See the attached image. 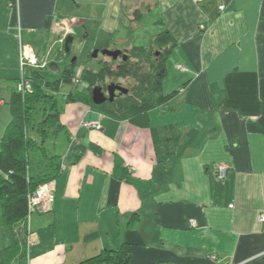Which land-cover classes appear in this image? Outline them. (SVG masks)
<instances>
[{"label": "crops", "instance_id": "obj_1", "mask_svg": "<svg viewBox=\"0 0 264 264\" xmlns=\"http://www.w3.org/2000/svg\"><path fill=\"white\" fill-rule=\"evenodd\" d=\"M58 1L17 0L12 27L10 0H0V138L12 87L32 68L20 63V41L44 66L43 33L55 29L62 46L73 32L71 12L54 17ZM88 19L100 48L147 47L169 31L176 45L162 89L178 93L145 127L66 103L63 129L46 144L61 166L53 209L11 226L0 209V249L26 247L29 264H79L119 247L131 264H264V0H102ZM99 115L101 129L83 126ZM151 128L178 136L175 153L156 154ZM222 163L231 166L225 180L213 172Z\"/></svg>", "mask_w": 264, "mask_h": 264}, {"label": "trees", "instance_id": "obj_2", "mask_svg": "<svg viewBox=\"0 0 264 264\" xmlns=\"http://www.w3.org/2000/svg\"><path fill=\"white\" fill-rule=\"evenodd\" d=\"M10 10V25L18 27L17 0H10ZM52 17L48 16L46 20L47 28L50 27ZM175 45L173 35L164 31L157 35L149 46L131 48V55L122 51L127 53V58L122 62L112 61L116 64L114 68L109 63L100 65L98 70L84 66L79 75L76 71L77 60H73L71 52L60 49L56 60L63 62V69L58 78L52 81L46 79L41 72L42 68H49L46 64L32 67L28 74H24L31 84V89L26 93L18 89L20 78L17 80L11 92V120L0 138V209L5 226L28 218V195L40 184L55 180L61 167L57 162L58 156L50 153L46 144L50 137L63 129L60 121L63 110L59 109L56 98L62 87L66 84L73 86V89L65 94L66 103L81 102L114 118L128 119L143 127L150 126L148 112L178 93L173 91L165 94L162 89L166 60ZM133 53L144 54L146 60H139L138 56H132ZM133 57L136 62L132 60ZM78 77L80 81L75 83L74 79ZM108 77L133 79L137 85L127 93H117L111 101L96 105L92 100V90L97 81H104ZM81 82L85 83L84 89L77 87ZM41 103L44 110L42 119L33 124ZM30 127L33 130L31 133ZM151 129L156 154L169 156L175 153L178 136H167L162 131ZM31 159L34 161L33 165ZM131 259V252L119 247L104 249L81 260L79 264H131ZM19 263L29 264L26 247L12 243L0 249V264Z\"/></svg>", "mask_w": 264, "mask_h": 264}, {"label": "rangeland", "instance_id": "obj_3", "mask_svg": "<svg viewBox=\"0 0 264 264\" xmlns=\"http://www.w3.org/2000/svg\"><path fill=\"white\" fill-rule=\"evenodd\" d=\"M101 5H102V0H94L93 3L91 2V0H59L58 1L57 12L54 16V17L59 19L58 22L63 20L64 16L69 17L70 12L72 13L71 14L72 19L77 18V21L70 22L71 23L70 26H72V31H73L72 34H70V35H73V37H74V40L71 43V53L70 54H71L72 58L73 57L77 58V66H76L77 73L80 72L84 66L88 67L89 69L98 70L101 67L100 65L109 63V64H111V67L114 68L116 66V64H114V62H112V61L122 62L124 59L123 55H126L127 53L129 55H131V53H132L131 52L132 50L130 49V50L126 51L127 53L124 52L116 60H113L112 57L103 55L101 53V50L103 48H100L101 47L100 41L102 38H100V36H99L98 28L96 29V27H98L99 24L97 23V20H95V19H93V20L88 19V23H87V17H89V15L92 13V11L100 10ZM71 18H68V19L72 20ZM77 24H79V26ZM43 34L45 36V40H46L45 42H47V45H46V49H47L46 58L47 59H46V61L48 62L52 58L57 59L56 54H57L58 50L60 49L59 47L61 45L55 44V41H56L55 29L54 30L51 29V32L48 31V32H44ZM24 37H26V39H27L25 41H28L29 38H27L26 35ZM32 45H33L34 49H36V47L39 45V43L35 41V42H32ZM64 45H65V41L62 42L61 49H64ZM98 49H99L98 56L93 57V53L95 52V50H98ZM50 51H53L51 56H49V54H48ZM137 54H139V55H136L133 53L132 56H134V57L138 56L139 60H143V61L146 60V56L144 54H140V53H137ZM35 55H36V58L38 59L37 54H35ZM134 57L132 60H134L136 62L137 60ZM53 61H51L49 63L52 64ZM49 63H48V65H50ZM145 65L149 69L148 64L145 63ZM31 67H35V66H31ZM59 68L63 69V63H59ZM41 72L44 74V76L46 77L47 80L52 81V80L58 78L61 75L62 71L60 70V72L54 73V72H51L49 68H42ZM14 83L15 82H12V85H14ZM111 84L120 85V86L126 88L128 91L132 90L137 85L133 79L108 77L104 81H102V80L97 81L94 88L95 87H101L103 92L106 94V96L109 97L108 87ZM77 87L79 89H84L85 83L81 82ZM72 89H73L72 85L66 84L62 87L61 92H59L56 95L59 109L64 110V107L66 105L65 94H67ZM117 93H120V92L117 91L116 94ZM6 110H7V108L4 107V109H2L1 112L6 111ZM43 113H44V110H43V105L41 103L39 105V111L35 115V120H34L33 124L38 123L42 119ZM8 117H9V115H8ZM0 120L2 121V117L0 118ZM83 121H82V123H83ZM9 123H8V125H9ZM90 129H92V128H90ZM31 131H33V130L30 127L29 133H31ZM65 140H66V138H65ZM48 147L51 149L50 150L51 153H59L58 151L55 152V147H54L53 143L48 144ZM30 158H31V152H30ZM33 162H34L33 159H31L32 165H33ZM20 230L22 231V229H20Z\"/></svg>", "mask_w": 264, "mask_h": 264}, {"label": "built area", "instance_id": "obj_4", "mask_svg": "<svg viewBox=\"0 0 264 264\" xmlns=\"http://www.w3.org/2000/svg\"><path fill=\"white\" fill-rule=\"evenodd\" d=\"M222 10L225 9V6L222 5L220 7ZM203 27V26H202ZM20 30V28H18ZM69 30H67L61 37L60 40L61 42H64L66 38L68 37ZM20 62L22 67L30 65V66H38V59L36 58V55L32 49L27 44H24L22 41H20ZM46 63H44V66ZM81 72V71H80ZM78 73V75L80 74ZM79 77L74 79L75 83H79ZM18 89L26 93L31 89V84L30 82L25 78V75L22 74L20 76V81L18 83ZM100 117L99 115L98 118H93L89 120H84L83 121V126L86 128H95V129H101L102 125L100 123ZM231 166L229 164H217L214 169V175L220 179V180H225L228 177V174L230 172ZM54 192H55V181L51 180L49 182H44L38 186V188L30 193L28 195V200H29V216L30 218L31 214L33 212H40V213H47L51 212L53 209V202H54ZM233 207V205H231ZM261 222H264V214L260 215L259 217ZM31 243L28 242V246Z\"/></svg>", "mask_w": 264, "mask_h": 264}, {"label": "water", "instance_id": "obj_5", "mask_svg": "<svg viewBox=\"0 0 264 264\" xmlns=\"http://www.w3.org/2000/svg\"><path fill=\"white\" fill-rule=\"evenodd\" d=\"M74 37L73 35H69L66 40H65V45H64V50L67 53L71 52V43L73 42ZM99 53V49L95 50V52L93 53V57H97ZM101 53L103 55L112 57L114 60L118 59L122 54V50L120 49H109V48H103L101 50ZM123 58L126 59L127 56L123 55ZM73 60H77L76 57H73ZM49 69L51 72L54 73H58L60 72V69L58 67V65L54 62L52 64L49 65ZM119 91L120 93H127L128 90L120 85H116V84H111L108 87V92H109V97L106 96V94L103 92L101 87H95L92 90V100L96 105H100L105 103L107 100H113L116 96V92Z\"/></svg>", "mask_w": 264, "mask_h": 264}, {"label": "bare ground", "instance_id": "obj_6", "mask_svg": "<svg viewBox=\"0 0 264 264\" xmlns=\"http://www.w3.org/2000/svg\"><path fill=\"white\" fill-rule=\"evenodd\" d=\"M38 64H39V61H38ZM40 65V64H39Z\"/></svg>", "mask_w": 264, "mask_h": 264}]
</instances>
